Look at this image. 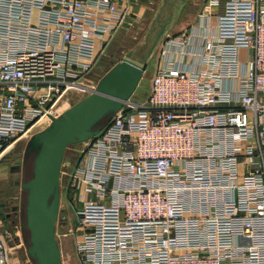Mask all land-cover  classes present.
I'll return each mask as SVG.
<instances>
[{
  "label": "built area",
  "instance_id": "1",
  "mask_svg": "<svg viewBox=\"0 0 264 264\" xmlns=\"http://www.w3.org/2000/svg\"><path fill=\"white\" fill-rule=\"evenodd\" d=\"M121 2L0 0V157L95 89ZM138 99L69 173L78 264H264V0H202Z\"/></svg>",
  "mask_w": 264,
  "mask_h": 264
},
{
  "label": "water",
  "instance_id": "2",
  "mask_svg": "<svg viewBox=\"0 0 264 264\" xmlns=\"http://www.w3.org/2000/svg\"><path fill=\"white\" fill-rule=\"evenodd\" d=\"M139 42L125 51L121 58L98 79L96 87L72 104L59 117L53 118L43 130L32 135L26 143L23 159L33 156L29 177L16 181L26 192L24 226L27 231L26 253L33 264H63L55 237L59 213V174L65 152L75 143L85 141L100 130L138 87L146 67V59L167 30L174 11L185 0H161ZM173 10L169 13V8ZM149 38L152 41L143 59L135 58ZM96 123V124H95ZM6 164H0V178Z\"/></svg>",
  "mask_w": 264,
  "mask_h": 264
},
{
  "label": "rangeland",
  "instance_id": "3",
  "mask_svg": "<svg viewBox=\"0 0 264 264\" xmlns=\"http://www.w3.org/2000/svg\"><path fill=\"white\" fill-rule=\"evenodd\" d=\"M148 2H147L148 6L146 9L148 10L150 9L149 11H151L152 9L155 10L159 4L157 3V0H148ZM174 16L172 17V19L174 18ZM172 19L167 27L165 34H170L181 28L180 23L177 20L178 18L174 20ZM136 29L137 28L135 26H130L126 30L120 29L124 32L122 36L119 35L120 32L118 34L116 33L117 35L115 34V36L112 38V40L107 45L106 47L107 49L105 53H103V55L101 56V59L98 63L96 71L93 74L94 77L101 76L107 69H109V67L113 63L117 61L119 57L123 55V53H125L126 50H128L129 48L137 44V42H139L142 39L143 32L140 33L139 35H136L135 34ZM147 45L149 44H145V46L142 49L137 51L135 58L141 60L145 57L146 49H148ZM155 58H156V54L155 56L150 55L146 59L147 60L146 67H145V71L143 72L142 79L140 80L138 87L135 89L133 94L130 96V99H133V100L138 99V98L140 99L142 97H145L148 94V91L150 88V79H151L152 73L156 66ZM81 96L82 94H78L75 92H70L68 95V97L71 100H77V99L79 100ZM105 120L106 119H102L101 121H98L97 124L95 123L96 124L95 127L101 130L106 123ZM45 126L46 124L43 125V122L35 123L29 128L27 133H25L22 137H20V139L16 140L13 143L14 144L12 147V150H13L12 157L13 158H11V163H14V162L16 164L18 163V168H16V172L12 173L11 175H13V177H16V179L21 180V179H27L29 177L30 172H31V167H32L33 156L27 157L26 160L24 161L23 159L24 149H25L26 143L28 142V139L32 135H34L38 130L44 129ZM81 143L82 142H78V143H75L74 145H71V147H68L65 153V156L63 157V160H65L64 162H67V165L63 166L60 170L61 177L59 180V192H60L59 213H58L56 224H55L56 225L55 231H57L55 232V235L60 239V243L58 242L57 244L61 252L60 253L61 261L63 264H78V260H77V257L74 251V237L73 235L67 234L69 227L74 226L75 221H76L74 209L72 208V205H71L72 202L70 199L72 197V194L70 190L67 189V187L69 188V184H68L69 173L72 171V168L77 162V159L79 157V150H80V147L82 146ZM11 146H9L8 149ZM23 170H24V173H23ZM11 192L14 195L18 196V199L15 200L12 204H16L17 206L19 205L20 207L21 205L20 199L22 200L21 197H23L20 193V186H13L11 189ZM13 216H11V219L8 220L9 229L7 230L9 233L8 235L4 234L6 236L5 237L6 244L9 247H11L9 248L11 250L10 251L11 252L10 264H31L28 259L29 257L27 256V254H25V249H24L25 245L23 246L19 233L17 234V236L13 233V230L15 229L16 231H19L18 218L16 217V215L15 217ZM62 217L65 221V224L63 223ZM10 221L13 223H11ZM63 235H67V236H63ZM8 236H12V237H9L10 241L12 239V243L10 244L8 243L9 241ZM13 239H14V242H13Z\"/></svg>",
  "mask_w": 264,
  "mask_h": 264
},
{
  "label": "crops",
  "instance_id": "4",
  "mask_svg": "<svg viewBox=\"0 0 264 264\" xmlns=\"http://www.w3.org/2000/svg\"><path fill=\"white\" fill-rule=\"evenodd\" d=\"M147 2H148V0H123V2H121L120 6L122 8H124L127 5V13H126L127 17H126V21L124 23V28H122V29L126 30L130 26H135L137 28L135 31L136 35H139L142 32L144 34L145 30L147 29V27L149 25L150 20L153 18V16H155L156 10H157V8L155 10L152 9L151 11H149L150 9L149 10L146 9L148 6ZM161 2H162L161 0H157V3H159V5L161 4ZM171 2H175V0H171ZM201 2H202V0H185V2L179 3L177 10L174 11L175 16L172 20L178 18L177 20L179 21L181 28L178 29L177 31L172 32V33H176L178 31H181L183 28H185L186 26H188L190 23H192L195 20L197 8L199 7ZM148 4H149V2H148ZM172 10H173V7H170L168 14H170V12ZM118 33H119V35L122 36L124 32L122 30H118L117 34ZM142 39H143V37H142ZM142 39L139 42H142ZM151 41H152V38H149L148 43H146V44L150 45ZM139 42H137V43H139ZM149 45H147V46L149 47ZM156 50H157V45L155 46L154 51L152 52L151 55L155 56ZM120 58L121 57H119L117 59V61ZM80 94H82L81 98H83L84 96L87 95L85 93H80ZM72 101H74V102H72ZM72 101H71V103L74 104L75 102L78 101V99L72 100ZM13 145L10 147L11 149L9 148L10 150L7 149L2 154V156L0 157V164H6L7 165V167L3 171V172H5V175L0 178V232L3 234H6V235H8V233H9L7 230V229H9L8 220H6L5 214L10 213V216L14 215L13 217H15V215H16V217L18 218V221H19V231H16V229H15V230H13V233L16 236L19 233L21 242L23 243V246L25 245L24 246L25 254H27L26 253L27 231H26V228L24 226V211H23L24 205L26 202V192L23 188H21L19 183L18 184L16 183V181L23 182L26 179H21V180L16 179V177H13V175H11L12 173H15L16 168H18V163L17 164L15 162L11 163V158H13L12 157L13 156V150H12ZM64 161L65 160H62L61 168L63 166L67 165V162H64ZM14 164H16V165H14ZM18 171H20V170H18ZM60 174H61V171H60ZM60 174H59V180L61 177ZM13 186H20V193L23 196V197H21L22 200L20 199V201H21L20 207H19V205L17 206L16 204H12L15 200L18 199V196L14 195L11 192V189ZM65 186H66V184H65ZM11 223H13V222H11ZM55 228H56V225H55ZM55 232H57V231H55ZM9 237H12V236H8V239H9ZM55 237H57V236L55 235ZM56 239H57V243L58 242L60 243V239L58 237ZM13 242H14V239H13ZM8 243L9 244L12 243V239H11V241L9 239ZM28 259H29L30 263L33 264L32 260L30 258H28Z\"/></svg>",
  "mask_w": 264,
  "mask_h": 264
},
{
  "label": "flooded vegetation",
  "instance_id": "5",
  "mask_svg": "<svg viewBox=\"0 0 264 264\" xmlns=\"http://www.w3.org/2000/svg\"><path fill=\"white\" fill-rule=\"evenodd\" d=\"M23 173H24V170H23ZM5 218H6V220H9V219L11 218L10 213H6V214H5ZM62 218H63V217H62Z\"/></svg>",
  "mask_w": 264,
  "mask_h": 264
}]
</instances>
